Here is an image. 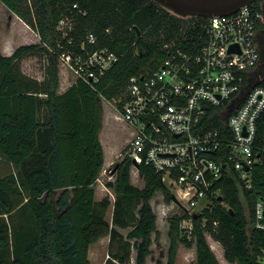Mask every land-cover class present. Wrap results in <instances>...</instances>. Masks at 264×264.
<instances>
[{"label": "trees", "instance_id": "obj_1", "mask_svg": "<svg viewBox=\"0 0 264 264\" xmlns=\"http://www.w3.org/2000/svg\"><path fill=\"white\" fill-rule=\"evenodd\" d=\"M0 3L40 38L10 57L0 49V159L9 168L0 174V264H92L90 248L105 237L110 238L105 264H147L157 233L151 200L161 191L170 203L173 192L143 162L137 170L144 188L133 185V161L125 157L115 165V182L107 184L116 194L112 220L107 219L111 200L98 201L94 188L104 167L103 101L124 103L129 81L158 70L168 57L166 45L177 47L207 18L180 17L153 0ZM65 15L75 20L67 37L58 31ZM90 33L118 61L95 88L77 80L59 93L60 54L83 53ZM32 55L47 59L43 81L22 71L21 62ZM219 185L227 207L216 203L193 216L191 235L182 229L188 214L171 218L167 264H176L179 244L196 247L197 264H220L206 234L222 246L229 264H260L264 232L252 228L248 193L234 171ZM121 229L129 231L123 235Z\"/></svg>", "mask_w": 264, "mask_h": 264}, {"label": "built area", "instance_id": "obj_2", "mask_svg": "<svg viewBox=\"0 0 264 264\" xmlns=\"http://www.w3.org/2000/svg\"><path fill=\"white\" fill-rule=\"evenodd\" d=\"M206 18L177 47L166 45L168 57L158 70L129 81L124 103L112 101L117 120L136 131L123 156L153 167L173 191L174 204L196 208L206 201L200 214L216 203L227 207L219 182L234 171L248 193L252 228L264 232V73H255L263 58L258 43L263 13L254 1ZM74 21L62 17L63 37L74 32ZM98 44L90 33L83 53L60 54L75 82L95 88L118 61L114 51ZM186 214L182 224L191 235L192 218L199 214ZM259 263L264 264V249Z\"/></svg>", "mask_w": 264, "mask_h": 264}, {"label": "rangeland", "instance_id": "obj_3", "mask_svg": "<svg viewBox=\"0 0 264 264\" xmlns=\"http://www.w3.org/2000/svg\"><path fill=\"white\" fill-rule=\"evenodd\" d=\"M13 15V14H12ZM11 15L5 10V8L0 3V40L4 41L5 37L9 34L11 35L12 42L14 46H23L31 45L37 42L36 36L34 33L27 28L23 22L15 18H11ZM20 21V22H19ZM262 63L255 73H264V44L262 47ZM60 68L62 75L66 77V73H69L71 76V82L75 80V77L71 74L66 65H62L61 60L59 59ZM22 71L28 75L38 79H43L46 68H47V59L44 56H28L25 61L21 64ZM104 110H105V122L104 129L101 134V140L105 148L107 149L108 158H112L117 154L118 150L124 145L126 146L128 142L134 138L135 128L128 126L123 121L115 119L119 115L117 107L113 102L104 101ZM132 128V129H131ZM136 133V131H135ZM132 141V140H131ZM112 148V152L109 151V148ZM126 147L124 149L123 155L125 156ZM114 164L110 166H105L94 186L96 191V199L98 201L102 200L105 197H109L112 203V206L109 208L107 213V219L111 222L112 213H113V203L116 199V194L114 189L110 188L107 184L110 182H115V165L124 159V156ZM1 170V169H0ZM2 174V171H0ZM132 183L138 188L144 187L143 178L139 175L138 170L133 167V178ZM169 188V187H168ZM171 192V188H169ZM257 197H254L256 200ZM152 207L157 217V233H154L153 245L151 249V254L147 259V264H167L168 262V252L170 247L169 239V228L170 220L175 215H184L187 212L194 214H200L202 206L206 204V201L200 202L195 207H185L181 205L174 204L173 201L168 203L166 202L164 192H157L155 197L151 200ZM188 224H182V229L184 234H187ZM129 230L121 229L120 232L123 235H126ZM208 242L215 253L220 264H229L223 256V248L220 244L219 247L216 246L211 237L207 234ZM110 238L105 237L99 240L96 244H93L90 248V257L92 264H105L108 259V249H109ZM176 264H197V251L196 247L187 248L183 244H179L177 252Z\"/></svg>", "mask_w": 264, "mask_h": 264}, {"label": "water", "instance_id": "obj_4", "mask_svg": "<svg viewBox=\"0 0 264 264\" xmlns=\"http://www.w3.org/2000/svg\"><path fill=\"white\" fill-rule=\"evenodd\" d=\"M180 17L231 14L256 0H153ZM134 167L139 164L134 161ZM116 172V169H115ZM222 200V199H220Z\"/></svg>", "mask_w": 264, "mask_h": 264}, {"label": "crops", "instance_id": "obj_5", "mask_svg": "<svg viewBox=\"0 0 264 264\" xmlns=\"http://www.w3.org/2000/svg\"><path fill=\"white\" fill-rule=\"evenodd\" d=\"M2 4V3H1ZM2 6L5 8V10L11 15V18H17L18 19V17L16 16V15H14L13 13H11L3 4H2ZM13 14V15H12ZM11 18H10V20H11ZM20 20V19H19ZM21 22H22V20H20ZM19 21V22H20ZM23 24L27 27V28H29L24 22H23ZM30 29V28H29ZM31 30V29H30ZM32 31V30H31ZM33 33H34V35L36 36V39H37V42L35 43V44H39L40 43V38H39V36L34 32V31H32ZM31 45H33V44H31ZM19 47H21V46H14V44H13V42H12V39H11V35L9 34L8 36H6L5 37V39H4V41H1L0 40V49H1V52H2V55L3 56H5V57H10V56H12L14 53H15V51L19 48ZM39 57V56H38ZM25 61V59L21 62V64L23 63ZM62 68V67H61ZM61 68H60V88H59V93H64V92H66L74 83H75V80H73L72 82H71V75L69 74V73H66V77L64 76V75H62V72H61ZM30 77H32V76H30ZM44 77H45V75H44ZM44 77H43V79H38V78H35V77H33V78H35V79H37V80H39V81H43L44 80ZM105 101V100H104ZM104 101H103V106H104ZM115 119H117V116H116V118ZM104 122H105V110H104V113H103V120H102V130H101V132H100V142H101V144H102V147H103V150H104V167L105 166H110V165H112V164H114V163H116L121 157H122V155H123V153H124V149H125V147H126V149L129 147V145H130V143H131V140H133V139H131L129 142H128V144L126 145V146H122L119 150H118V152H117V154H115L112 158H108V153H107V149L105 148V146L103 145V143H102V140H101V134H102V131H103V129H104ZM132 129V128H131ZM135 131H134V136H135ZM109 151H113L112 150V148L110 147L109 148ZM121 162V161H120ZM103 167V168H104ZM0 171H6V170H8L9 168H8V166H7V164L4 162V161H2L1 159H0ZM132 178H133V170H132ZM144 188V187H143ZM143 188H141V189H143ZM5 219H7V217L5 216ZM207 235V234H206ZM212 239V238H211ZM208 240V239H207ZM213 240V239H212ZM215 243V245L216 246H218L219 247V243L217 244V242L215 241V240H213ZM220 248V247H219ZM223 256H224V250H223ZM89 259H91V257H90V252H89ZM91 261V260H90Z\"/></svg>", "mask_w": 264, "mask_h": 264}, {"label": "flooded vegetation", "instance_id": "obj_6", "mask_svg": "<svg viewBox=\"0 0 264 264\" xmlns=\"http://www.w3.org/2000/svg\"><path fill=\"white\" fill-rule=\"evenodd\" d=\"M256 3L260 6L262 13H263V18H264V0H256ZM258 43L260 47H263L264 44V25L263 29L259 31L258 33Z\"/></svg>", "mask_w": 264, "mask_h": 264}]
</instances>
